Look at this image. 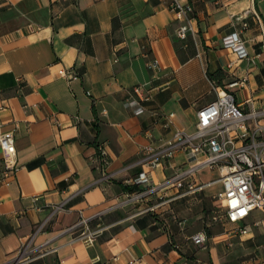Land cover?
Masks as SVG:
<instances>
[{
	"label": "crops",
	"instance_id": "crops-1",
	"mask_svg": "<svg viewBox=\"0 0 264 264\" xmlns=\"http://www.w3.org/2000/svg\"><path fill=\"white\" fill-rule=\"evenodd\" d=\"M191 2L198 34L183 41L171 0H0V132L18 125L19 166L9 185L0 183V264L32 238L37 247L49 242V252L25 264H224L230 243L264 258V211L251 214L247 235L228 240L214 219L223 213L217 186L176 200L170 189L153 212L146 204L112 209L141 172L143 147L193 131L198 111L217 99L214 87L234 94L245 112L264 110V0ZM232 33L247 41L249 58L223 47ZM62 69L79 78L61 77ZM236 80L244 85L228 89ZM141 85L150 100L137 116L126 101ZM101 145L113 176L99 185ZM81 218L103 229L93 247L64 232ZM200 232L205 247L192 241Z\"/></svg>",
	"mask_w": 264,
	"mask_h": 264
},
{
	"label": "built area",
	"instance_id": "built-area-1",
	"mask_svg": "<svg viewBox=\"0 0 264 264\" xmlns=\"http://www.w3.org/2000/svg\"><path fill=\"white\" fill-rule=\"evenodd\" d=\"M170 8L179 23L176 37L183 41L189 37L196 38L198 31L195 8L191 0H171ZM252 13L260 19L253 10L246 11L245 15ZM243 18L244 16H239L237 20ZM247 26L245 23L244 27ZM222 45L230 49L238 61L249 58L247 41L240 33L227 35L223 38ZM158 66L157 60L148 64L150 69ZM59 75L68 80L79 78L73 71L65 69L60 70ZM243 85L244 80H236L228 89ZM214 89L217 99L198 111L193 131L177 130L164 143H150L143 147L141 157L135 164L141 168V172L128 181V185L134 190L119 197L112 209L146 204L148 207L145 211L153 212L164 204L162 194L170 189L176 191V200L194 197L209 188L220 186L221 191L212 196L222 203L223 213L214 219L224 225L228 240L250 232V226L246 222L251 214L257 209L264 211V110L245 112L229 90L220 87ZM149 100L150 97L145 95V86L141 85L129 91L126 105L134 109L135 115L140 116L146 112L142 102ZM174 117V114L168 116L166 127ZM17 130L18 125L13 131L0 132V148L3 153L0 183L4 185H9L19 171ZM99 153L101 165L96 169L101 173L97 181L101 185L112 180L113 175L105 171L108 153L104 145L99 147ZM181 157L182 160H178ZM159 169L170 173L161 182H155L152 173ZM204 172L216 174V177L206 180L203 178ZM69 200L57 205L50 217L66 210ZM48 221L49 219L43 223L37 233L43 230ZM89 221L90 219L81 218L64 232L74 235L79 232L74 236V241H82L87 247H93L103 229L92 230ZM228 225L232 226L228 228ZM32 240L33 238L23 246L17 259L9 264H25L27 260L48 254L46 246L49 242L37 247L32 244ZM192 241L199 247H205L208 242L207 234L200 232L192 237ZM229 246L232 247L233 243Z\"/></svg>",
	"mask_w": 264,
	"mask_h": 264
},
{
	"label": "rangeland",
	"instance_id": "rangeland-1",
	"mask_svg": "<svg viewBox=\"0 0 264 264\" xmlns=\"http://www.w3.org/2000/svg\"><path fill=\"white\" fill-rule=\"evenodd\" d=\"M216 174H211L208 172L203 173V178L206 180L213 179ZM221 190L220 186L213 188V191L218 192ZM219 215V214H218ZM256 255H247L243 250V247L239 245H234L228 247L227 253L225 255L224 264H264V258L261 255L255 257Z\"/></svg>",
	"mask_w": 264,
	"mask_h": 264
},
{
	"label": "trees",
	"instance_id": "trees-1",
	"mask_svg": "<svg viewBox=\"0 0 264 264\" xmlns=\"http://www.w3.org/2000/svg\"><path fill=\"white\" fill-rule=\"evenodd\" d=\"M126 190H127V192H131V191L134 190V188L133 187H129V188H126Z\"/></svg>",
	"mask_w": 264,
	"mask_h": 264
}]
</instances>
